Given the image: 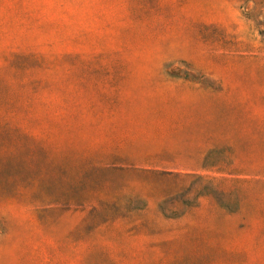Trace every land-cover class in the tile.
I'll return each instance as SVG.
<instances>
[{"label": "rangeland", "instance_id": "374dc122", "mask_svg": "<svg viewBox=\"0 0 264 264\" xmlns=\"http://www.w3.org/2000/svg\"><path fill=\"white\" fill-rule=\"evenodd\" d=\"M0 264H264V0H0Z\"/></svg>", "mask_w": 264, "mask_h": 264}]
</instances>
